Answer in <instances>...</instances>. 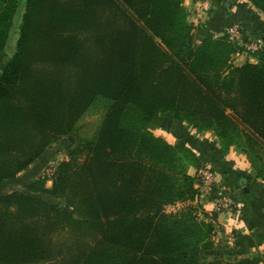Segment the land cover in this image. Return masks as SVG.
I'll list each match as a JSON object with an SVG mask.
<instances>
[{
	"label": "trees",
	"instance_id": "16d2710c",
	"mask_svg": "<svg viewBox=\"0 0 264 264\" xmlns=\"http://www.w3.org/2000/svg\"><path fill=\"white\" fill-rule=\"evenodd\" d=\"M247 2L264 14V0ZM20 5L0 13V190L64 138L71 146L51 187L41 175L0 194V264H263L208 260L214 225L194 207L166 212L200 197L189 171L203 162L152 126L212 132L264 179V46L237 67L245 49L227 36L195 44L184 0H25L1 70ZM98 99L110 106L95 136L74 142Z\"/></svg>",
	"mask_w": 264,
	"mask_h": 264
},
{
	"label": "crops",
	"instance_id": "0c3cea01",
	"mask_svg": "<svg viewBox=\"0 0 264 264\" xmlns=\"http://www.w3.org/2000/svg\"><path fill=\"white\" fill-rule=\"evenodd\" d=\"M184 6L189 11V22L193 28L192 41L195 44H200L214 35L224 34L226 29L235 23H241L246 27L252 25L254 34L247 31V40L261 39L264 41V14L259 13L248 2L244 3L242 0H184ZM3 58L1 70L7 64H4ZM249 60L255 61L254 58L245 56L236 57L234 64L242 67ZM162 124H165L164 128L161 127ZM152 131L156 136L165 138L171 144L177 141L187 143L199 155L204 166L216 174V185L207 196L199 197L197 202L200 201L207 212H214V201L220 192L233 197L238 204L235 214L219 213L217 214L218 222L230 229L229 234L235 243L236 255L242 258L260 256L264 264V182L255 178L252 166L244 155L239 153L235 147L224 154L220 142L213 133H204L198 137L194 132L191 133L184 128L182 123L174 121L169 125L168 119L162 117L154 123ZM44 156L45 154L27 172L19 175L18 179L21 178L22 181L6 182L0 194L26 192L25 185L42 175L46 166H41ZM196 171L197 169L191 168L190 175L194 176ZM250 180L253 185L248 186ZM242 183L250 188V193L243 197L237 195V191L243 188ZM48 187L51 186L48 185Z\"/></svg>",
	"mask_w": 264,
	"mask_h": 264
},
{
	"label": "rangeland",
	"instance_id": "374dc122",
	"mask_svg": "<svg viewBox=\"0 0 264 264\" xmlns=\"http://www.w3.org/2000/svg\"><path fill=\"white\" fill-rule=\"evenodd\" d=\"M8 1L9 0H0V13L3 10V6L5 4H7ZM242 1L244 3L247 2V0H242ZM20 2H21L20 10L15 17V23H14V27H13L12 32H11V37H10V41L8 44V48H7V51L5 53V57L3 58L4 64L7 63V59L9 58V54L12 55L13 52L15 51L17 41L19 39L20 25L22 22L23 14L25 12V0H20ZM259 13H261V12H259ZM247 30L249 33L254 34L253 33L254 29H253L252 25H247ZM233 63H234V61H233ZM109 106H110V103L107 100L98 99V101L87 111V113L84 115V117L80 121V124H79L80 126L78 129L77 135H74L71 139L74 142L78 143L80 139L93 138L95 136V133L98 130L99 126L101 125V122H102L107 110L109 109ZM162 118L167 119L166 117H162ZM182 125H184V128H186L189 132H191V133L194 132L196 135H198V137H200L201 135L204 134V133H198L196 130H194L193 128H190L188 125H186V123H182ZM162 126L164 128L165 124H162L161 127ZM153 127H154V125H153ZM206 133H209V132H206ZM177 142H179V141H177ZM236 149L239 151V153L243 154L244 157L250 163L247 155H245L242 152V149H239V148H236ZM65 151H66V148H64L61 145V142H59V143L55 144L53 147L49 148V150L45 153V156L43 158V159L47 158L46 166L48 164H50L52 161H55L56 158L59 159L60 157H63V155H65ZM203 167H205L204 163H203ZM189 173H190V171H189ZM256 179H259V178H256ZM259 180H262L264 182V179H259ZM250 183H251V180L248 182V184H249L248 186L253 185V183H251V184ZM48 185L51 186L52 182H51V184L49 183ZM12 189H14V188H12ZM199 189H200V187H199ZM200 197H201V192H200ZM44 199L45 200H51L50 198H47V197H45ZM187 207H194L195 208V215L197 218L204 220L206 223H212L214 225V234L212 236L214 247H213V250H211V251L203 252L204 257H206L208 260H212L213 259L212 254H216V253H218V254L221 253L226 260L227 259L233 260V259L239 257L234 252L235 243H234V241H232L233 239L231 237V234H229L230 229L225 227V225L220 224L218 222V215L217 214H219V213L215 212V210H214V212H207L206 209L204 208V205H202V203H200V201L197 202V200H195L192 202L188 201L185 203H178V205H176L174 207L167 208L166 212L167 213H178ZM235 212L236 211H230L229 214H232V213L235 214ZM223 247L225 249H222L221 251L216 250V249H220Z\"/></svg>",
	"mask_w": 264,
	"mask_h": 264
},
{
	"label": "built area",
	"instance_id": "2783aa9c",
	"mask_svg": "<svg viewBox=\"0 0 264 264\" xmlns=\"http://www.w3.org/2000/svg\"><path fill=\"white\" fill-rule=\"evenodd\" d=\"M249 3V2H248ZM251 4V3H249ZM247 27L241 23H235L228 27L224 34L214 35L213 38H220L223 36H227L229 41L234 44H238L239 46L244 47L245 51L242 53H237L233 57V61H235L236 57H249L252 58V55L256 52H259L263 49L264 41L259 40H247L246 37L248 35ZM235 63V62H234ZM235 65V64H234ZM68 160V155L65 153L63 157L59 159L56 158L55 161H52L48 164L43 172L42 176L50 179L51 182L52 177L54 176L57 166L61 161ZM197 179V183L200 187L201 197L207 196L214 185H216V174L208 167H202L196 171L194 175ZM215 212L217 213H229L230 211H235L238 207L235 199L231 196H226L223 193H219L218 197L214 201ZM174 207V206H170ZM169 208V207H168Z\"/></svg>",
	"mask_w": 264,
	"mask_h": 264
},
{
	"label": "water",
	"instance_id": "95a60500",
	"mask_svg": "<svg viewBox=\"0 0 264 264\" xmlns=\"http://www.w3.org/2000/svg\"><path fill=\"white\" fill-rule=\"evenodd\" d=\"M171 123H172V120L169 119V120H168V124L170 125ZM62 142H63V144L66 146V148H68V149L70 148V146H71V141H70L68 138H64V139L62 140ZM242 185H243V188H242L241 190H238V191H237V195H238V196H241L242 194H248V193H250V188L247 187L245 183H242ZM195 253L198 254V253H199V249H197Z\"/></svg>",
	"mask_w": 264,
	"mask_h": 264
}]
</instances>
